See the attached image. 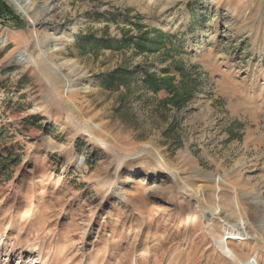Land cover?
Returning a JSON list of instances; mask_svg holds the SVG:
<instances>
[{"label":"rangeland","instance_id":"rangeland-1","mask_svg":"<svg viewBox=\"0 0 264 264\" xmlns=\"http://www.w3.org/2000/svg\"><path fill=\"white\" fill-rule=\"evenodd\" d=\"M5 1L0 264H264V0ZM135 23L173 47L102 46Z\"/></svg>","mask_w":264,"mask_h":264},{"label":"trees","instance_id":"trees-1","mask_svg":"<svg viewBox=\"0 0 264 264\" xmlns=\"http://www.w3.org/2000/svg\"><path fill=\"white\" fill-rule=\"evenodd\" d=\"M19 21V17L11 6H9L5 0H0V25L5 26L9 22ZM133 26L139 30L137 35H129V30H122V37L119 42H116L112 38L102 37V46L105 48H111L113 45H118L117 48L127 47L133 45L135 50L139 54L145 52H157L160 48L165 47V43H169L173 47L172 37L159 29H147L141 24L135 23ZM177 73L180 76V80L175 85V76H158L155 73L142 72L144 79V87L147 91L157 94L160 91H164L168 94L167 97L161 99L159 104L163 106L172 105L176 109H181L194 97L199 82L196 79L191 78V75L187 73L183 68L178 66L176 68ZM111 79H109L110 81ZM131 92V88L127 87L125 90L126 96ZM235 135L232 131H229V138H234Z\"/></svg>","mask_w":264,"mask_h":264},{"label":"bare ground","instance_id":"bare-ground-1","mask_svg":"<svg viewBox=\"0 0 264 264\" xmlns=\"http://www.w3.org/2000/svg\"><path fill=\"white\" fill-rule=\"evenodd\" d=\"M12 1H14L15 2V0H12ZM15 6L18 8V9H22V11H24V10H30L31 9V7H32V4L30 3V1L29 0H20V1H16L15 2ZM67 62H69V60L67 61ZM82 85V87L83 88H87L89 85H90V81H84V83L83 84H81ZM141 155H146V154H141V153H136V154H133V155H131V157L133 158H135V157H137V156H141Z\"/></svg>","mask_w":264,"mask_h":264},{"label":"crops","instance_id":"crops-1","mask_svg":"<svg viewBox=\"0 0 264 264\" xmlns=\"http://www.w3.org/2000/svg\"><path fill=\"white\" fill-rule=\"evenodd\" d=\"M10 37L12 41H15V40L23 41L24 35L23 33H21V31H18V32L13 33Z\"/></svg>","mask_w":264,"mask_h":264},{"label":"water","instance_id":"water-1","mask_svg":"<svg viewBox=\"0 0 264 264\" xmlns=\"http://www.w3.org/2000/svg\"><path fill=\"white\" fill-rule=\"evenodd\" d=\"M12 6H13V5H12ZM31 25H32V26H35V24H34V23H31Z\"/></svg>","mask_w":264,"mask_h":264}]
</instances>
